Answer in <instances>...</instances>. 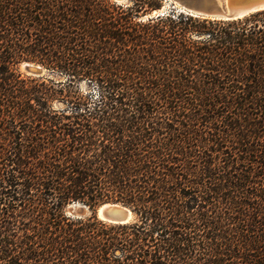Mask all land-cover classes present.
I'll use <instances>...</instances> for the list:
<instances>
[{
	"label": "trees",
	"instance_id": "1",
	"mask_svg": "<svg viewBox=\"0 0 264 264\" xmlns=\"http://www.w3.org/2000/svg\"><path fill=\"white\" fill-rule=\"evenodd\" d=\"M129 1L0 0V264H264V10Z\"/></svg>",
	"mask_w": 264,
	"mask_h": 264
},
{
	"label": "water",
	"instance_id": "2",
	"mask_svg": "<svg viewBox=\"0 0 264 264\" xmlns=\"http://www.w3.org/2000/svg\"><path fill=\"white\" fill-rule=\"evenodd\" d=\"M170 3H176L178 11L193 16L234 20L242 18L252 13L264 10V0H164ZM167 10L160 9L147 16L146 19L163 16ZM27 72L39 76L40 72L30 64L26 63ZM68 213L74 218L87 217L90 211L83 205L72 204ZM97 217L107 223L128 224L136 220V215L128 207L120 204L108 202L102 204L97 212Z\"/></svg>",
	"mask_w": 264,
	"mask_h": 264
},
{
	"label": "rangeland",
	"instance_id": "3",
	"mask_svg": "<svg viewBox=\"0 0 264 264\" xmlns=\"http://www.w3.org/2000/svg\"><path fill=\"white\" fill-rule=\"evenodd\" d=\"M111 2H114V3H117V4H120V5H128V4H131V2L129 0H110ZM165 9L167 10V13H169L172 9L174 11H178V6L176 3H170V2H166L164 0H162V4L160 6V8L158 9H153L152 11L150 12H147L145 15L143 16H140L139 19L142 20V21H145V20H148L146 19L147 16L151 15L153 12L155 11H158L160 9ZM166 13V14H167ZM26 63L30 64L31 66H33L34 68H37L38 71L40 72L39 76H35V75H32L30 73L27 72V67H26ZM16 69L17 71L21 74V75H25V76H31V77H44V78H50V79H54V80H57V79H60V76H58L57 74L53 73L52 71H49L45 68H43L42 66L38 65V64H33V63H29V62H21L19 63L17 66H16ZM79 89L80 91L82 92H92V93H96V88L93 84L89 83V82H85V81H82L80 84H79ZM54 107L56 108H62V107H65L62 103H55ZM101 206V205H100ZM98 206L96 208V211L95 213L97 212L98 208L100 207ZM70 207H73L72 204L69 206ZM69 208H67L66 210V213L69 215L68 213V210ZM87 208V207H86ZM88 209V208H87ZM89 210V209H88ZM90 211V210H89ZM91 214V211L89 213V215ZM88 215V216H89ZM70 216V215H69ZM87 216V217H88ZM97 216V215H96ZM72 217V216H71ZM85 218V217H84ZM98 218V217H97ZM99 219V218H98ZM100 220V219H99Z\"/></svg>",
	"mask_w": 264,
	"mask_h": 264
}]
</instances>
